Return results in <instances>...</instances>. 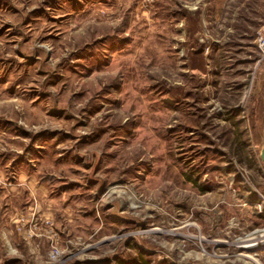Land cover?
Segmentation results:
<instances>
[{"label": "rangeland", "instance_id": "374dc122", "mask_svg": "<svg viewBox=\"0 0 264 264\" xmlns=\"http://www.w3.org/2000/svg\"><path fill=\"white\" fill-rule=\"evenodd\" d=\"M263 23L0 0V264H264Z\"/></svg>", "mask_w": 264, "mask_h": 264}, {"label": "built area", "instance_id": "2783aa9c", "mask_svg": "<svg viewBox=\"0 0 264 264\" xmlns=\"http://www.w3.org/2000/svg\"><path fill=\"white\" fill-rule=\"evenodd\" d=\"M256 44L260 53L264 55V23L257 32Z\"/></svg>", "mask_w": 264, "mask_h": 264}, {"label": "water", "instance_id": "95a60500", "mask_svg": "<svg viewBox=\"0 0 264 264\" xmlns=\"http://www.w3.org/2000/svg\"><path fill=\"white\" fill-rule=\"evenodd\" d=\"M262 134H263V144H262V148L260 151V160H261V162L263 164V168H264V125H263Z\"/></svg>", "mask_w": 264, "mask_h": 264}, {"label": "bare ground", "instance_id": "6f19581e", "mask_svg": "<svg viewBox=\"0 0 264 264\" xmlns=\"http://www.w3.org/2000/svg\"><path fill=\"white\" fill-rule=\"evenodd\" d=\"M259 239L261 240V239H264V235L262 236V237H259ZM257 240V239H256ZM264 243V241H261L260 243ZM252 244H254V243H252Z\"/></svg>", "mask_w": 264, "mask_h": 264}]
</instances>
